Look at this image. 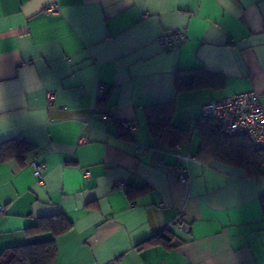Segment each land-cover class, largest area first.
<instances>
[{"label":"crops","instance_id":"0c3cea01","mask_svg":"<svg viewBox=\"0 0 264 264\" xmlns=\"http://www.w3.org/2000/svg\"><path fill=\"white\" fill-rule=\"evenodd\" d=\"M167 30L186 38L162 47ZM188 68L224 84L177 93ZM250 90L264 106V0H0V142L34 145L0 164V264L13 246L51 239V264H264V176L198 158L203 105ZM173 100L191 139L166 148L146 108ZM121 121L135 131L122 136ZM57 214L71 230L29 231ZM165 227L175 246H140Z\"/></svg>","mask_w":264,"mask_h":264},{"label":"trees","instance_id":"16d2710c","mask_svg":"<svg viewBox=\"0 0 264 264\" xmlns=\"http://www.w3.org/2000/svg\"><path fill=\"white\" fill-rule=\"evenodd\" d=\"M224 84L220 73L203 69H179L175 73L177 93L205 87L217 88ZM176 102L168 101L150 105L146 108V123L149 134L166 148H174L190 141V128H180L173 123ZM123 128V127H122ZM125 129V128H123ZM201 139L198 158L203 162L218 161L223 164L242 168L252 178L264 176V148H256L248 135L228 136L222 124L212 118L202 117L196 124ZM126 130V129H125ZM127 131V130H126ZM124 132L122 136L130 133ZM34 145L17 138L0 142V164L11 159L23 162ZM264 209V197L262 198ZM73 222L64 214L41 217L38 224L29 228L30 232H50L55 237L68 232ZM175 234L165 227L141 243L142 245L165 244L175 246ZM12 252L8 264H51L57 256L54 239L38 243L17 245L9 248Z\"/></svg>","mask_w":264,"mask_h":264},{"label":"built area","instance_id":"2783aa9c","mask_svg":"<svg viewBox=\"0 0 264 264\" xmlns=\"http://www.w3.org/2000/svg\"><path fill=\"white\" fill-rule=\"evenodd\" d=\"M48 11L54 12L56 6H50ZM186 33L183 30H167L163 31L158 38L162 47H171L173 43L183 41ZM106 87H99V96L103 97ZM54 92H50L52 98ZM203 117L212 118L222 124L223 131L228 136L248 135L256 148H264V106L259 100V94L254 91H244L231 96L221 97L205 103L202 107ZM110 112H103L102 116L107 118ZM120 125L129 133H133L136 129L134 122L121 121ZM84 139V138H83ZM147 150V147L137 148L136 155H141ZM33 173L40 183L43 182L44 163L38 160L29 162ZM177 177L182 182L190 181L188 167L182 166L177 173ZM125 181H119L117 186L126 188ZM7 209L4 205H0V218L6 213ZM181 228L188 229L184 221L177 222Z\"/></svg>","mask_w":264,"mask_h":264}]
</instances>
